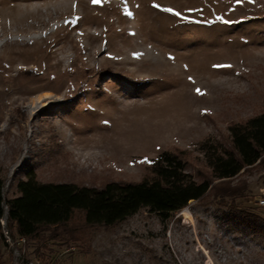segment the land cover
<instances>
[{"label": "rangeland", "instance_id": "obj_1", "mask_svg": "<svg viewBox=\"0 0 264 264\" xmlns=\"http://www.w3.org/2000/svg\"><path fill=\"white\" fill-rule=\"evenodd\" d=\"M262 112L264 0H0V264H264V166L232 181L248 182L243 197L213 180L167 219L77 213L74 239L46 248L16 242L6 206L29 173L137 182L166 151L211 179L205 145L229 146L230 126Z\"/></svg>", "mask_w": 264, "mask_h": 264}, {"label": "trees", "instance_id": "obj_2", "mask_svg": "<svg viewBox=\"0 0 264 264\" xmlns=\"http://www.w3.org/2000/svg\"><path fill=\"white\" fill-rule=\"evenodd\" d=\"M229 130V146L209 143L204 147L211 179H195L187 171L185 161L170 151L154 159L149 175L137 182L110 181L96 187L43 182L35 173H29L19 181L18 194L6 203L9 232L46 248L49 240H62L65 235L74 239L73 231L67 226L77 213L82 214L88 226H110L142 208L167 219L191 200L202 199L214 186L216 191L220 188L216 195L223 199L243 197L248 182L232 185V181L251 168L264 166V112L232 124ZM262 178L264 184V175ZM213 180L219 183L212 186ZM4 185L0 176V235H3L1 220L5 215ZM44 231L49 233L46 235Z\"/></svg>", "mask_w": 264, "mask_h": 264}, {"label": "built area", "instance_id": "obj_3", "mask_svg": "<svg viewBox=\"0 0 264 264\" xmlns=\"http://www.w3.org/2000/svg\"><path fill=\"white\" fill-rule=\"evenodd\" d=\"M256 204L259 206V207H261V208H264V195H262V196H260V197H258L257 199H256ZM7 234V233H6ZM18 239H17V243H27V239L25 238V237H22V236H19V237H17ZM8 241V240H7Z\"/></svg>", "mask_w": 264, "mask_h": 264}, {"label": "snow or ice", "instance_id": "obj_4", "mask_svg": "<svg viewBox=\"0 0 264 264\" xmlns=\"http://www.w3.org/2000/svg\"><path fill=\"white\" fill-rule=\"evenodd\" d=\"M96 2V0H93V3H95ZM166 11H171L170 9H165ZM177 15H179V13H176ZM217 67H220V66H217ZM226 67H230V66H226ZM189 79H191V78H189ZM197 92H199V89H197Z\"/></svg>", "mask_w": 264, "mask_h": 264}]
</instances>
